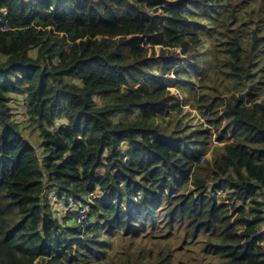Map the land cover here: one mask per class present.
<instances>
[{"label": "trees", "instance_id": "1", "mask_svg": "<svg viewBox=\"0 0 264 264\" xmlns=\"http://www.w3.org/2000/svg\"><path fill=\"white\" fill-rule=\"evenodd\" d=\"M181 106L225 122L223 146L158 125ZM263 226L264 0H0V264H264Z\"/></svg>", "mask_w": 264, "mask_h": 264}, {"label": "rangeland", "instance_id": "2", "mask_svg": "<svg viewBox=\"0 0 264 264\" xmlns=\"http://www.w3.org/2000/svg\"><path fill=\"white\" fill-rule=\"evenodd\" d=\"M168 2H172L173 0H167ZM258 6V5H257ZM146 10L150 11L153 13L152 10H150L149 8H146ZM69 49V48H67ZM168 52H173V53H180L181 50L179 48L176 49H172V48H161V47H156L154 49H148V57L151 58L153 55L156 56V58L160 57L162 55V53H168ZM181 66L185 67L186 63L185 62H181ZM174 71V69H173ZM156 75H159V72H156ZM176 76L175 73H171L169 76L165 77L164 79V83L167 86V92L169 95H167V104H174V103H178V100L183 101V98H181V95L179 93L178 90L172 88V84L175 81ZM217 87V85L211 84L210 88L207 90L208 93H212L215 91V88ZM223 99L227 100L229 96L227 95H222ZM11 106L13 108V114H14V119L18 122H20L24 127H26L25 130V136L26 138H28L32 143H36V141L38 140L37 138V131L34 130L31 126H28L29 123V118L27 115V111L26 108L24 107L23 104V99L21 97H12V101H11ZM223 108V107H222ZM220 108L219 109V115L223 116V109ZM182 112H179L177 115H174L173 111L169 112L168 115H163L160 116L158 118V125L159 126H163L166 127L167 129L171 130L172 124H176L177 122H182L183 125H189L190 128H203V129H211L212 133H213V141H214V146H223L222 144H218V142L216 141L217 137L222 134V132L224 131L225 128V122L222 123V125L219 124V122H209L210 118H216V117H211V115L209 113L206 114V116H204L203 114H201V112L198 109H194L191 106L188 107H184L181 106ZM128 115L126 114H119L116 117V120H126L129 119L127 117ZM217 128L219 129L217 131ZM208 159H211L208 158ZM193 189V187H191ZM176 191V189H174V192ZM223 194L222 197L225 198V193H220ZM54 195V191L53 189L49 190V198H51ZM227 202V201H226ZM51 204H52V208L53 211L56 212L58 211L59 213H57L56 215H58L62 220H66V218H68V224L70 225L72 223L71 218H74V220L76 221L77 225L82 224V225H86V223H78V218H79V212L81 210V207H77L75 206L72 202L69 203L68 207H63V203L57 201L55 198H52L51 200ZM62 206V207H61ZM83 210H85L86 212H89V208H83ZM71 215L70 217H67ZM71 220V221H70ZM264 227V226H263ZM264 229V228H263ZM163 232V230L160 232V234H149L147 236H145L144 239L140 238V239H132L128 240L127 236H117L113 241H112V245L114 248V253L115 254L117 251H120L123 249L124 246H126L127 244H131V241L133 242V246H137V249H139L141 246H145L146 248H150V241L151 239H156L159 238V236L161 235V233ZM174 245L176 248H178L177 246V242L174 241ZM262 247H264V244L261 245ZM189 248V247H188ZM136 249V250H137ZM135 249L132 251H136Z\"/></svg>", "mask_w": 264, "mask_h": 264}, {"label": "clouds", "instance_id": "3", "mask_svg": "<svg viewBox=\"0 0 264 264\" xmlns=\"http://www.w3.org/2000/svg\"><path fill=\"white\" fill-rule=\"evenodd\" d=\"M99 197H102V196H100V195H97V193H90L89 195H87L86 197H85V199H87L89 202H92V200H94V199H97V198H99ZM86 208V207H85ZM89 208V207H88ZM84 212V213H86V225L84 226V225H82V224H79V226H81L82 228H87L88 226H89V222H90V217H91V211H90V209H89V212H86L85 210H83V208H81V210H80V212L79 213H81V212ZM79 218H78V223H79Z\"/></svg>", "mask_w": 264, "mask_h": 264}, {"label": "built area", "instance_id": "4", "mask_svg": "<svg viewBox=\"0 0 264 264\" xmlns=\"http://www.w3.org/2000/svg\"><path fill=\"white\" fill-rule=\"evenodd\" d=\"M79 222L80 223H85L86 222V213H84L83 211L79 214ZM264 228V227H263ZM262 228V230H261V235H263L264 236V229Z\"/></svg>", "mask_w": 264, "mask_h": 264}]
</instances>
